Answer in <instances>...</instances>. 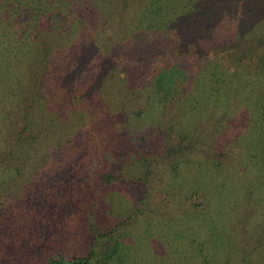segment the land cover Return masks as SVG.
I'll return each mask as SVG.
<instances>
[{"label": "trees", "instance_id": "trees-1", "mask_svg": "<svg viewBox=\"0 0 264 264\" xmlns=\"http://www.w3.org/2000/svg\"><path fill=\"white\" fill-rule=\"evenodd\" d=\"M250 2L251 0H140L135 7L129 6V0H118V3L117 0H0V12L5 14L0 22L15 20L16 25L13 31L10 30L12 35L7 33V29L0 28V51L4 55L0 57V80L4 81L3 88L0 87L1 108L3 99H10L11 103L16 99L19 103L26 101L29 108L30 105L47 104L44 91L40 93L37 90L33 97L28 95L26 98L25 95L31 79L43 82L38 81L39 77L46 76L49 72L51 49L48 45H43L39 51L35 47L47 12L58 25L65 20L69 22L70 29L65 30V35L67 39L75 40L71 48L79 49V53L70 62L80 65L76 71H70L68 78L71 79L64 84V90H59L58 87L57 92H52L55 95L52 110L56 106H63L61 110L67 109L76 118L79 108L77 102L81 101L84 105H89L87 111L102 105L107 113L109 100L103 93L110 86L108 82L104 84V80H111L116 76L117 84L112 89L117 97L113 106L118 107L124 119L120 128L107 120V135H100L99 141L93 142L83 129L84 121L75 120L67 124L61 121L62 116L58 121L48 117L47 127L43 128V133L40 132L39 139V143L48 141V145L39 144L38 150L51 151V157L50 164L40 173L49 176L48 188L53 193L48 199L52 206L51 218L60 227L58 232L62 237L59 247L54 245L42 254L40 264H138L131 261L133 257L139 258L142 264H156L157 256L162 261L164 257L175 255L179 247L166 244V240L165 243L162 241L157 245V242L153 246L152 257L145 253L146 247L139 251L144 253L143 258L146 254L148 259H143L135 252L139 239H131V229L127 222L134 212L141 215V210L138 206H133L132 209L130 207V215L125 216L124 210L129 206L125 196L129 195L132 203V195L140 191L138 185L133 187L132 181L136 180L143 183L142 192L140 191L142 195L155 190L168 199V194L164 192L180 195L187 184L192 181L199 183V172L194 171L197 165L211 172L224 168L229 163L226 156H229L230 151L235 153V146L232 145H235V139H224L222 123H211V132L205 130L206 126L200 129L198 118L207 110L204 111V104L200 103L202 97H210L212 102L209 107L226 105L232 78L237 74L236 65L240 53L236 52L230 58L235 64L232 70L224 65L218 68L211 60L197 68L201 52L192 51L188 45H192L197 39L218 36L223 31L236 30L243 35V25H238V22L247 17ZM69 6L74 15L67 10ZM127 7L132 8L131 17L120 24L122 34L119 38V53L112 56L108 45L100 43L101 23L104 17H111L119 8L120 15L124 16L128 12ZM79 12L81 19L76 18ZM127 15L129 17V13ZM93 33H96L95 36H92ZM249 50L248 56H251ZM257 56L260 57L259 54L255 57ZM100 58H111V62L116 59L115 66L106 68L102 63L94 64V60ZM91 65L96 66L98 72L96 68H90ZM117 65L121 68V71L118 70L119 75H123L121 78L116 71ZM13 73L16 74L14 77ZM75 79L81 82L77 83ZM86 79L87 83H84ZM160 81H167L174 88L175 108L172 110H176V113L167 117L164 122L160 121L159 115L164 107L162 103L165 102L158 92ZM71 84L77 88L73 90L69 87ZM91 88L93 98L82 100L86 96L84 93ZM16 89L19 91L16 92ZM101 94L105 96L103 99L99 98ZM26 105L25 109L28 110ZM35 110L37 116V107ZM26 111L22 115L23 128L29 127V134L27 132L21 136L20 142L5 153L9 160L17 159L23 153L27 155L29 146L35 144L37 133H31L37 130V125L35 128V123L29 125L24 119ZM41 113L44 115L42 110ZM83 114L87 113L84 111ZM52 141L54 147H51ZM149 143L150 149L147 145ZM130 157H134L140 166L141 176H129L133 179L129 178L124 182L126 189L121 193L124 198L120 203L114 199L122 182L117 176V168L119 165L123 166ZM28 159L38 162L37 155ZM115 163H118L116 168ZM4 166L5 168L0 169V181L11 174L9 167L6 168V164ZM28 167L25 165V169L28 170ZM79 172L88 187L95 184V177L99 175L100 186H95L100 188L101 197L92 204L86 218L80 216V203H68L71 194L79 193L74 179H71L70 188L64 189L61 186L64 179H69V174L77 175ZM189 180L191 181L188 183ZM150 182L152 183L148 185ZM178 184L180 189L177 188ZM195 187H191L190 198L197 196L200 199L198 205H201L199 193L202 190L199 186ZM122 189L123 186L121 191ZM44 190L47 189L42 191ZM7 205L5 201L0 202V207L6 208ZM12 209L14 225L18 226L13 229L18 234L27 231L30 213L24 212L20 206ZM85 236L86 239L83 238ZM192 243L195 249V241Z\"/></svg>", "mask_w": 264, "mask_h": 264}, {"label": "rangeland", "instance_id": "rangeland-1", "mask_svg": "<svg viewBox=\"0 0 264 264\" xmlns=\"http://www.w3.org/2000/svg\"><path fill=\"white\" fill-rule=\"evenodd\" d=\"M129 1V6L136 7L140 0ZM130 9L132 8L127 7L128 12L121 16L119 8L111 17H104V21L101 23L100 43L108 45L112 56L119 53V38L122 34L120 24L131 17ZM67 10L74 15L71 6L67 7ZM2 15L5 16L0 12V19ZM45 15L44 26L42 25L39 31V36L36 38L38 43L35 47L38 51L40 47L43 48V45H48L51 49L49 72L46 73V76L39 77L38 81L43 82L31 79L27 84L25 95L26 98L28 95L33 97L37 94V90H40V93L44 91L47 104H42V106L29 104V108L26 101L24 103L27 105L23 102L19 103L18 99L12 103L10 99L1 101L0 169L5 168L6 164V168L9 167L11 174L7 179L0 181V202L8 203L6 208L0 207V264H40V258L44 252L49 251L54 245L60 246L62 237L58 232L60 227L55 224V220L52 221V206L48 200L53 196L48 188L50 186L49 176L47 174L43 176L40 173L50 164L51 151L38 150L39 144L48 145V141L39 143L40 132L43 133V128L47 127L48 117L58 121L62 116L61 121L67 124L75 120L84 121L83 129L93 142H98L100 135L102 137L107 135L109 130L106 124L107 120L111 121L116 128H120L124 121L118 107L113 106L117 97L112 89L117 84L116 76L111 80H104V84L108 82L110 86L109 90L103 93L109 100L107 113L102 105H98L99 108L95 110L87 111L89 105H84L81 101L77 102L79 108L78 112L76 111L78 115L76 118L67 109L61 110L63 106H56L52 110V106L55 104L52 100L55 95L52 92L58 87L59 90H64V84L71 79L68 78L71 75L70 71H76L80 67V65H75L76 63H71L74 56L79 53V49L71 48L75 40L67 39L65 35V30L70 29L69 22L65 20L58 25L54 19H51L50 14L47 15L46 12ZM80 15L79 12L76 18L81 19ZM239 24L243 25V29H241L243 35L237 33L236 30L223 31L219 32L218 36L197 39L198 41L195 40L192 45L191 43L188 45L192 51L201 52L197 68L211 60L215 65L217 64L216 67L224 65L228 70H232L235 64L230 58L236 52L240 53L236 65L237 74L232 78L226 105L216 104L215 107H209L212 102L210 97L200 98V103L204 104V111L207 110L198 118L199 123L197 120L199 128L203 129L206 126L207 132L213 130L212 125L222 123L224 139H230V137L235 139V145L232 144L235 146L233 148L235 153L230 151L229 156H226L229 163L224 168L211 172L201 168V165H197V169L194 171L199 172V183L196 184V181H192L189 185L187 184L180 195L164 192V194H168V199L155 190H150L142 195L143 183L136 180L132 181L133 187L138 185V190L140 189L141 192L132 195V203L130 196H125L127 204L129 203L128 209L124 210L125 216L130 215V207L132 209L133 206H138L141 210V215L134 212L133 217L127 222L128 228L131 229V239L135 241L139 239L136 253L142 256L144 253L139 251L146 247L145 253L152 257L153 246L157 242V245H160L162 241L165 243V240L166 244L179 247L174 256L164 257L163 262L157 256L156 264H264V0H251L247 17L245 16L240 23L238 22ZM15 26V20L0 22V28L7 29V33L11 35L10 30L13 31ZM95 34L93 33L92 36ZM107 40L110 41L107 42ZM248 50L249 55L252 53L251 56H248ZM257 52L260 57L256 58ZM3 56L0 51V57ZM110 60L111 58L95 59L94 64L102 63L106 68L114 67L116 59L113 62ZM8 64L12 65L10 61ZM92 67L96 68L94 65H91L90 68ZM116 68L117 70H114L117 71L118 77H123L122 74L119 75L118 71L121 68L118 65ZM95 70L98 72L97 68ZM15 75L13 73V77ZM74 81L81 82L77 79ZM0 82V87L3 88L4 81L0 80ZM84 83H87V79ZM34 86L38 88H34ZM69 87L73 90L77 88L74 84ZM18 91L16 89V92ZM173 91L174 88L169 82L160 81L158 92L161 99L165 100L162 103L164 107L159 111L161 122L176 113V110H172L175 108ZM84 94L86 96L82 100L91 99L94 96L92 88ZM103 94L99 95V98L103 99L105 97ZM25 105L28 110L25 109ZM35 107H37L39 119L36 116ZM25 111L27 113L24 115V119L28 121L29 125L35 123V128L37 125V130L33 131V134L31 133V135L37 133L35 144L29 146L27 155L23 153L19 158L9 160L5 153L20 142L21 136L27 132L29 134L30 128H23L22 115ZM84 111L87 114L84 115ZM69 127L74 128L76 125H69ZM48 129L51 127L48 126ZM52 145L54 147V141L51 142V147ZM147 145L150 149L151 143ZM34 155H37L38 162L28 159ZM117 164H114L115 168ZM25 165L29 166L28 170L25 169ZM119 166L117 176L122 182L114 199L121 203L124 198L121 193L126 189L124 182L129 178L133 179L129 176H141V172L134 157H130L123 166ZM199 170L202 172L200 173ZM79 173L77 175L69 174V179H64L61 186L64 189L70 188L71 179H74V185L78 188L79 193L71 194L68 203L72 202L77 205L80 203L82 205L80 216L86 218L92 204L101 197L100 188L96 187L100 186L98 184L99 175L95 177V184L88 187L83 180L82 173ZM188 173L190 176H194L192 172ZM195 186L201 187L202 191L199 195L202 198V204L205 201L204 205H198L200 199L197 196L190 198L191 187L194 189ZM177 188L180 189V184ZM43 189L47 190L42 191ZM205 194H207L206 197ZM18 206L23 208L24 212L30 213V220L27 223L29 228L20 234L16 229H13L18 226L14 225L12 208ZM35 214L39 216L35 217ZM83 238L86 239V236ZM193 241L196 244L195 249L191 245ZM146 254L144 258L142 256L143 259H148ZM131 261L138 264L143 263H140L139 258L135 257Z\"/></svg>", "mask_w": 264, "mask_h": 264}]
</instances>
